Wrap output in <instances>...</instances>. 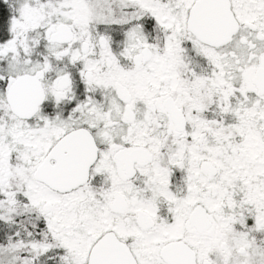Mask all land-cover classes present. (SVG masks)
Wrapping results in <instances>:
<instances>
[{"label":"snow or ice","instance_id":"6c2138e0","mask_svg":"<svg viewBox=\"0 0 264 264\" xmlns=\"http://www.w3.org/2000/svg\"><path fill=\"white\" fill-rule=\"evenodd\" d=\"M0 264H264V0H0Z\"/></svg>","mask_w":264,"mask_h":264}]
</instances>
